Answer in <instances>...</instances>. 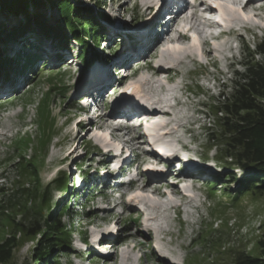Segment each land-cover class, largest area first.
Segmentation results:
<instances>
[{
	"label": "rangeland",
	"instance_id": "obj_1",
	"mask_svg": "<svg viewBox=\"0 0 264 264\" xmlns=\"http://www.w3.org/2000/svg\"><path fill=\"white\" fill-rule=\"evenodd\" d=\"M70 1L74 3L80 1L78 5L81 7L100 10L96 0ZM103 1L106 3L104 11L110 18L100 19V24L103 37L107 38L104 42L100 40L102 48L96 50L92 48L88 51V56L92 57L88 63L79 57V61L72 63L71 66L66 64L68 61L66 59L70 56L74 58L76 55L72 52L73 49L77 52L82 51V45L73 40L75 38L66 32L68 30L66 27L64 32L71 39L64 43L57 36H46L34 19H31L32 29L30 27L24 33L18 30V38L10 42L9 46H4L3 41H0V49L4 48L2 58L7 56V59L13 61L22 50L28 52L26 47L34 48L31 52H35L37 58L22 77L20 72L11 73L10 77L4 76V71L0 68V250L7 240L13 238L17 240L13 255L7 264H44L43 261L34 258L38 240H27L22 237L18 227L25 213L29 216L33 214L32 211L41 209L45 218H48L49 212L59 213L65 226L64 239L67 244L53 249L55 253L52 256L58 257L51 264H238L243 256L254 257L256 264H264V189L259 187L263 180L260 177L259 180L256 179V186L252 188L246 180L255 176L253 173L256 171L246 172L232 161L229 144L231 140L227 137L225 128L227 124L225 119L229 115L218 110L221 106L220 99L224 100V97L226 99L232 93V82L230 80L224 88L221 81L218 84L212 82L215 77H222L221 71L229 69L230 75L234 73V69L229 66L226 54L228 52L224 50L228 46L227 42H230L229 39L233 41L238 34L232 33L214 39L211 44L214 48L209 45L210 41L206 43L204 39L215 38L212 33L216 31L215 29L208 33L199 32L198 37L189 42L177 37V42L172 43L168 42L170 35L164 36L161 43L157 42L158 40L150 42L145 51L147 54L143 56L142 52L136 50L138 48L133 42L143 35L139 29L140 25L155 13L153 8L146 9L145 6L151 5L149 3L154 4L157 0ZM261 4L264 5V0H256L255 10H245L250 22H243L247 26L243 27L241 32L247 35L249 40L247 46L251 51L264 38V7ZM241 8L242 5H236L237 11L244 13ZM38 10V7L29 6L28 12ZM59 10L47 1L41 8L51 26L61 24ZM219 13L223 17L225 27L233 24L230 15ZM228 17L232 18V21ZM158 20L153 18L154 22ZM24 21V13L15 15L0 10V22L8 29L18 27L24 24ZM235 25L239 26L241 23L235 22ZM249 26L253 28L252 32L247 29ZM145 40L146 37L142 39ZM30 41L33 42L32 46L27 44V42L30 44ZM194 41L198 42L200 56L197 55L198 47L193 48ZM88 42L89 46L92 45L95 49L91 37ZM157 43L159 44L156 46V53L148 54L150 47ZM159 47L161 51L165 50V56H161ZM176 49H188L189 53L178 54ZM113 51L115 54L110 53ZM120 52H122L120 56L128 54L132 56L126 64L127 72L135 65L144 64L137 71L140 74L137 91L145 87L154 91L157 86L163 89L164 83H171L165 76L170 78L168 74L172 75L173 71L177 70H170L169 73L165 70L168 74H163V78L158 80L159 77L146 70V64L157 65L160 61L166 60L163 61L164 66L170 64L171 58L175 59L174 67L179 69L180 76L169 85V93L164 95L173 97L172 100L179 103L173 108L174 116L163 115L160 118L171 122L169 129L172 134L169 136L181 140H188L191 137L187 125L190 121L195 122L192 136L195 137L196 146L201 145L196 150L203 159L214 158L213 162L206 161L205 164L211 165L213 171L200 170L187 176L191 178L186 184L187 193L190 194L188 198L183 194L173 196L170 200L169 197L160 196L154 189L161 185V182H166V178L158 182L154 181L155 178H150L151 189L139 190L137 196H133L140 198L141 202L139 200L129 202L123 207V213H120L119 208L108 211L101 209L104 206L102 203L107 199L105 196L103 200L101 196L103 192H99L101 189L99 186L92 192L85 191L87 184L84 182L93 177L91 169L100 159L98 153L100 145L115 147L117 143L109 139L108 131L104 129L107 127L104 121L95 120L89 124L87 121L80 122L84 112L78 104L82 103L78 101V96L92 84L91 80L96 77L95 73L107 68V74H110L112 67L115 66L107 63V60H113L112 56L117 53L114 57L116 60L120 57ZM236 52L242 59L249 57L248 59L253 58L254 62L261 59L260 55L254 53L251 57L248 51L243 53L238 47ZM229 53L233 54L234 51L231 50ZM59 55H63L62 60L59 59ZM22 57L25 62L27 58L25 59L24 55ZM196 57L206 66L198 65ZM136 59L139 61L133 64L132 61ZM215 60L216 63L213 64ZM115 65L119 66L117 63ZM3 67L9 69L6 64H3ZM243 68V65L240 66L241 70ZM121 72L122 69L118 70L111 80L119 79ZM226 76L223 75V78L228 80ZM185 83L189 84V90L196 93V96L187 99L182 88ZM208 86L211 90L207 89ZM221 89H224V97L217 96ZM199 93L203 95L198 96ZM205 115L208 118L205 119ZM112 118L115 117L111 113V121ZM231 118L233 119V117L229 119ZM163 121H159L162 123L160 128L165 125ZM63 157L67 158L60 159ZM258 174H264V171L260 170ZM140 185L138 183L135 187ZM143 197L154 199L159 204L151 205L148 200H143ZM48 198L49 211L44 206ZM118 201L116 193L109 200L110 205L105 206L111 207ZM139 206L144 209V213ZM176 209H181L184 215L181 216ZM177 214L179 220L175 218ZM154 216L160 217L161 228L154 229L153 234L152 231L140 232L146 229L150 231L148 227L157 220L147 218ZM113 228L118 230V234L109 233V229ZM39 237L40 235H37L36 238ZM91 238L93 244L90 242L86 245ZM104 243L113 244L110 254L106 256L100 252H103V248L107 250L111 244L105 246ZM101 244L103 247L98 248ZM85 245L89 246V250L78 249L85 248ZM77 255H81L82 258L78 259Z\"/></svg>",
	"mask_w": 264,
	"mask_h": 264
},
{
	"label": "trees",
	"instance_id": "obj_2",
	"mask_svg": "<svg viewBox=\"0 0 264 264\" xmlns=\"http://www.w3.org/2000/svg\"><path fill=\"white\" fill-rule=\"evenodd\" d=\"M46 1L51 2L60 9V25L56 23L55 26H51L48 17L41 11ZM95 2L100 7L99 11L79 6L80 1L75 2V4L70 0H0V10L2 12L15 15L25 14L24 24L12 29H8L2 24L3 22H0V41H3L4 46H9L10 42L18 38V30L20 33L29 30L31 19H34L46 36H57L62 43L70 39L69 35L64 32L66 27L68 29L66 32L80 41L82 57L84 62L88 63L92 59L91 56H88V51L94 48L92 45L89 46L88 39L91 37L92 43L97 46L100 45V40L104 35L100 19L108 20L110 18L104 11L106 3L103 0H96ZM29 6L38 7L39 10L30 13L28 12ZM256 48V53L261 56V59L254 62L253 58H251L252 60L248 59L249 57L245 58L247 61L244 62L243 71L237 72L232 93L228 98L220 99L221 106L218 110L229 115L225 119L227 123L225 128L228 133L227 137L231 140L229 144L232 151V161L244 168L246 172L256 171L253 173L256 174L255 176L246 180L247 184L255 188L256 179L259 180L260 177L263 182L259 187L263 190L264 174L259 175L258 171H264V39ZM23 51L18 53L12 61L7 59V56L2 58L4 48L0 49V68L4 71V76L10 77V74H14V72H28L27 69L33 65L36 55ZM248 51L251 53L249 49ZM20 55H24L27 60L24 62V58ZM3 64H6L9 69L3 67ZM230 117H233V119H229ZM44 206L48 211L50 210V198L46 200ZM32 212L33 216H28L27 213L22 216L23 218L18 226L20 235L27 240L37 239L34 258L43 261L44 264H51L58 257L52 256L55 253L53 249L67 244L64 239L65 226L61 222L62 217L59 213L49 212L48 218H45L42 215V209ZM37 235H40V237L36 238ZM16 245L17 240L13 238L7 240L1 246L0 263H8ZM240 259L238 264H256V258L254 257L243 256Z\"/></svg>",
	"mask_w": 264,
	"mask_h": 264
},
{
	"label": "bare ground",
	"instance_id": "obj_3",
	"mask_svg": "<svg viewBox=\"0 0 264 264\" xmlns=\"http://www.w3.org/2000/svg\"><path fill=\"white\" fill-rule=\"evenodd\" d=\"M144 1V0H143ZM224 1V3H222V4H220V6H219V12H222V13H226V14H228V15H230L232 18H233V21L229 18V20H231L232 22H233V24H231V25H233V29L232 28H230V26L231 25H229V26H226L225 27V29L226 30H229V31H231V32H235L236 31V29L234 28L235 27V22H238V23H241V25H239L238 27L241 29L243 26H246V23H249L250 21L248 20V15L246 16L245 15V12L247 13V11H245V10H248V11H253V10H255L256 9V7H254V5H255V2H256V0H248L247 2H245L244 4H243V2L241 1V0H223ZM257 1H261V0H257ZM263 1V0H262ZM242 5V10H243V12L244 13H239L238 11H237V9H236V5ZM150 6L151 5H148V8L147 9H150ZM261 6L262 7H264V5H262L261 4ZM186 11H187V9H182L181 11H179V13L175 16V18H174V24H173V27H171V26H168L167 28H165L164 29V31H163V33H162V35H161V37L160 38H162V42H163V38H164V36H167V37H169V35H170V41L168 40V42H172L173 43V41L174 42H177L176 41V38L178 37V31H177V26L180 24V22L181 21H186L187 22V20L186 19H184V14L186 13ZM220 14V13H219ZM194 15H196V12H193V14H192V16H194ZM180 18H182V19H180ZM226 18V17H225ZM193 19V18H192ZM226 20V19H225ZM228 20V21H229ZM243 22H246V23H243ZM230 23V22H229ZM243 29V28H242ZM241 29V30H242ZM171 33H173L174 35H175V37H172L171 36ZM211 37H214L215 36V33H214V36L213 35H210ZM217 37H223V34L222 33H220L219 35H216ZM106 38H107V36L106 37H102V41L104 42L105 40H106ZM157 38H159V36L157 37ZM178 38H183V39H185V40H187L188 38L187 37H182L181 35L178 37ZM210 39H213V38H207L206 40H205V42L206 43H209V41H210ZM195 40V39H194ZM179 42V41H178ZM31 43L33 44V42L32 41H30V44H29V46H32L31 45ZM159 43H161V40L159 41ZM159 43H157L155 46H153V47H150V52L148 53V54H151V53H156V51H157V48H156V46L159 44ZM35 44V43H34ZM197 44H198V42H196V41H194V46H193V48H197L198 49V56H200V53L201 52H199L200 51V47L199 46H197ZM197 46V47H196ZM34 47H39V46H34ZM102 48V46L101 45H95V49L93 48V50H96V49H98V48ZM39 49V48H38ZM170 49V48H169ZM137 50V49H136ZM164 50V49H163ZM104 51V50H103ZM155 51V52H154ZM165 51V50H164ZM164 51H161V56H165V54H164ZM192 51H193V49H192ZM196 51V50H195ZM72 52L74 53V54H76V55H74V57H75V60L76 61H79V57H80V59H83L81 56H82V52L80 53V52H77V50L75 49V51H74V49L72 50ZM176 52L178 53V54H182V53H189V50L188 49H186V50H177L176 49ZM208 52V51H207ZM212 52V51H211ZM176 54V53H175ZM177 54V55H178ZM169 55V54H168ZM196 55V56H197ZM125 57H129L128 55H126ZM131 57V56H130ZM173 57H175V56H173ZM163 58V57H162ZM175 58H179L178 56H176ZM198 58V57H197ZM172 59V61H170L169 63H170V66H174L175 65V59L174 58H171ZM177 60V59H176ZM139 61V60H138ZM163 61H166V60H162V62L160 61L159 62V64H157V65H152V64H150L149 65V68L151 69V72H153L152 74L154 75V76H159L160 74H164V73H167V72H165V68H164V66H163ZM178 61V60H177ZM113 77V76H112ZM13 98V97H12ZM14 99V98H13ZM116 110V109H115ZM111 113L113 114V113H115L114 111H112V112H110L108 115H105V116H103V117H101V121L103 122L104 121V123H106L105 125H107V126H109V124H107V122L111 119ZM146 113H148V114H146V115H150V116H157V115H160V114H162V115H165L164 113H163V111H151V112H146ZM171 115V114H170ZM161 122H155V123H153L152 124V127H149V131H151V134L155 137V136H157L156 135V129L157 128H160V126H161ZM105 125H101V126H105ZM106 127V126H105ZM175 133V132H174ZM161 147L162 148H164V145H161ZM166 149H173V145H171V143L167 146V148ZM67 157H63V158H60V159H62V160H65ZM193 173H185V174H182L181 175V177H179V179H181V180H189V179H191L190 177H187V176H189V175H192ZM184 175V176H183ZM195 176H192V178H194ZM197 177V176H196ZM151 180H148V181H146L142 186H139L137 189H139L140 191H143L144 189H147V188H150V187H152L151 186ZM161 185H159L158 187H156L154 190H155V193H158L160 196H162V197H169V200L174 196H176V195H180V194H183V196L185 197V198H188L189 197V195H187V190H188V186L186 185H184V188H185V191L186 192H184V191H181V189L179 190V188H177L176 186H174V185H170L169 183H167V181L166 182H161L160 183ZM163 185L164 186H166V185H169V190H167V191H165L164 190V187H163ZM151 189V188H150ZM149 190V189H148ZM154 194V193H153ZM189 194V193H188ZM152 196V195H151ZM191 198V197H190ZM193 199V198H192ZM143 200H145V201H147V202H149L151 205H156V204H159V202H156V200H154V199H151V198H148L147 199V197H143ZM164 204V203H163ZM109 246V245H108ZM105 261H106V259H104ZM159 260L160 261H163V259H161V258H159ZM104 261V262H105ZM108 262H109V260H108ZM117 263V262H116Z\"/></svg>",
	"mask_w": 264,
	"mask_h": 264
}]
</instances>
